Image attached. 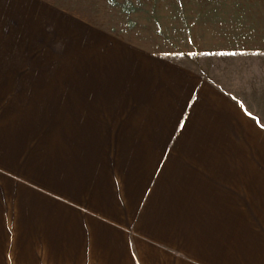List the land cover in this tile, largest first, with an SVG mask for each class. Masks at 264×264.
<instances>
[{
	"label": "crops",
	"instance_id": "obj_1",
	"mask_svg": "<svg viewBox=\"0 0 264 264\" xmlns=\"http://www.w3.org/2000/svg\"><path fill=\"white\" fill-rule=\"evenodd\" d=\"M0 21L70 37V68L30 82L56 106L23 179L53 201L0 192L17 260L264 264V93L217 78L264 85V0H0Z\"/></svg>",
	"mask_w": 264,
	"mask_h": 264
},
{
	"label": "rangeland",
	"instance_id": "obj_2",
	"mask_svg": "<svg viewBox=\"0 0 264 264\" xmlns=\"http://www.w3.org/2000/svg\"><path fill=\"white\" fill-rule=\"evenodd\" d=\"M31 34L16 21H0V192L21 190L24 185L31 184L35 189L30 194L32 202L45 205L48 204L45 198L49 197L45 194L51 193L50 198L53 201L54 191L42 187L37 177V184L24 180L23 177L39 175L40 170L37 167L34 169L32 165L34 162L36 166L40 164L45 167L44 155L37 158L36 155L37 149L51 135L47 126L53 123L55 116V86L30 82L50 80L47 78L55 75L54 68H50L53 64H65L70 68V53L64 52L70 48V37ZM69 68L64 73H69ZM218 74L217 78L222 82L220 87L234 95L244 107L248 106V102L257 105L253 96L260 99L261 96L258 95L264 93V85L232 84L229 74H222L220 71ZM5 194L4 192L3 195ZM3 204L6 206L8 202L4 201ZM12 215L5 214V229L0 232V237H4L0 245L1 262L27 264L26 259H16V228L12 229L11 226L16 218ZM41 246H46V253H49V245ZM43 247L36 250L40 260L36 264H47Z\"/></svg>",
	"mask_w": 264,
	"mask_h": 264
}]
</instances>
